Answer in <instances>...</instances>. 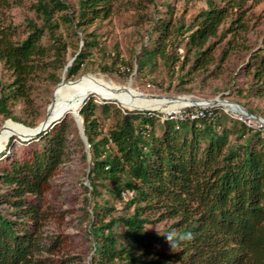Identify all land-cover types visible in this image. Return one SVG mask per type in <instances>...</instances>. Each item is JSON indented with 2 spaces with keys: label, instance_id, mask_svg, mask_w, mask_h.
I'll return each mask as SVG.
<instances>
[{
  "label": "trees",
  "instance_id": "1",
  "mask_svg": "<svg viewBox=\"0 0 264 264\" xmlns=\"http://www.w3.org/2000/svg\"><path fill=\"white\" fill-rule=\"evenodd\" d=\"M117 1L80 0L77 27L108 20ZM218 1L221 5L208 0V9L188 28L186 48L196 55L193 70L210 64L213 46H208L209 41L219 37L221 27L248 0ZM35 9L43 24L29 21V35L21 42L14 40L13 29L0 25V63L14 77L11 83L0 81V116L30 128L35 125L13 116L10 102L30 101V78L37 60L48 51L42 43L46 31L58 43L53 35L57 29L54 16L67 12L65 20L73 23L70 6L63 0H40ZM166 15H160L162 19L153 26L154 36L137 60L139 71L158 57L167 66L173 63L172 68L180 61L169 56L177 30ZM245 16L246 12H241L223 31V37L246 30ZM82 43L86 49L76 55L71 66L61 54V45L54 43L56 60L67 69V80L80 74L87 50L96 46L88 38H82ZM228 55L224 53L223 62ZM249 68L264 84V48L254 53ZM52 77L61 83V78ZM98 110L112 120L106 133L101 130ZM213 114L193 122H162L157 112L98 105L93 98L85 102L80 116L90 159L86 153L82 157L90 162L87 190L94 201L92 214L99 223L93 233L94 264H264V138L242 123L238 136L242 144H231V132L223 126L225 115L219 109ZM75 126L74 119L67 117L39 134L32 146L12 156L0 154V183L8 186L7 192L0 193V207H10L13 214L9 218L0 210V264H59L35 257L42 247L37 235L47 218L44 197L68 156ZM124 193L130 196L126 210L133 209V214L112 218L114 208L106 195L124 202ZM154 211L160 212L156 221L176 219L173 230L191 232L193 239L173 252L163 236L147 229L155 222L149 217ZM108 217L112 219L105 223ZM116 225L122 232L114 230Z\"/></svg>",
  "mask_w": 264,
  "mask_h": 264
},
{
  "label": "rangeland",
  "instance_id": "2",
  "mask_svg": "<svg viewBox=\"0 0 264 264\" xmlns=\"http://www.w3.org/2000/svg\"><path fill=\"white\" fill-rule=\"evenodd\" d=\"M39 1L0 0V25L14 30V40L21 42L27 38L30 32L27 26L29 21L42 26V19L35 9ZM63 1L70 6L69 17L73 23L65 20L67 12H59L54 16L57 29L53 30V35L58 43L46 31L42 43L48 51L44 58L37 60L38 66L30 78V101L27 103L21 99L10 102L13 116L33 123L35 127L32 129L38 128L46 120L57 88L63 82H75L85 76H93L111 87H117L139 98L175 100L185 96L202 99H195L196 101L220 98L239 104L253 116L264 120V84L255 78L253 70H249L254 53L264 48V0H248L242 10L236 9L233 12L231 18L221 27L219 37L211 39L208 43V46H213L210 52L212 61L198 70H193L195 52H188L186 48L188 28L208 9V0H118L113 15L108 20L98 19L82 27H77L80 0ZM215 2L221 5L218 0ZM244 11L246 16L243 23L246 30L239 29L236 35L232 33L223 37V31L230 28L232 21L237 20L239 14ZM164 14H168L166 18L173 21V28L177 30L171 39L173 47L169 56L180 58V61L172 68L173 63L171 67L167 66L164 60L158 57L139 71L137 60L141 58L143 47H147L154 36L152 33L155 22L162 19L160 15ZM82 38L95 41L96 46L87 50L80 74L67 80V69L56 60L54 43L61 45L63 58L72 65L76 55L86 49ZM225 52L229 55L223 62ZM52 75L61 78V83H57ZM13 80L12 73L0 63V81L11 83ZM91 98L98 105L106 102L96 95H91L87 101ZM109 103L122 110L137 111L127 109L117 102ZM218 109L226 117L223 126L231 132V144H242L238 136L243 122L236 119L233 113H226V108L220 106ZM157 113L162 115L161 121H165L163 118H166L168 113ZM97 114L101 130L106 133L112 120L107 119L108 116L102 115L99 110ZM67 117L74 119L77 131L73 129L70 135L68 156L52 178L51 190L43 200L47 218L37 235L42 247L35 257L53 259L59 264H94L92 258L96 242L93 233L99 223L92 214L94 201L90 190H87L90 187V162H86L82 157L84 153L88 156L90 145L84 143L73 115ZM9 122L13 121L0 116V132ZM158 133L160 134L161 130ZM19 137H10L15 138L14 141L11 143L9 139L0 148V154L6 153L9 156L25 146H32L31 141L35 139L23 141ZM7 191L8 186L0 183V193ZM106 197L114 208L112 218L127 213L133 214V209L128 212L126 210V202L130 199L127 193L123 194L124 202L113 200L109 195ZM98 201L103 203L101 198ZM0 210L9 218H13L10 207L4 205ZM159 216L158 211L149 215L155 222L148 225L147 229L162 236L173 230L172 226L177 220L156 221ZM111 217H108L105 223L110 222ZM114 230L122 232L119 225H116ZM53 245H56L55 248ZM48 248H51L53 253L46 252Z\"/></svg>",
  "mask_w": 264,
  "mask_h": 264
},
{
  "label": "bare ground",
  "instance_id": "3",
  "mask_svg": "<svg viewBox=\"0 0 264 264\" xmlns=\"http://www.w3.org/2000/svg\"><path fill=\"white\" fill-rule=\"evenodd\" d=\"M96 95L100 98L116 99L127 109H154L161 112H176L182 108L191 107L194 104L208 105L207 101H196L193 98L181 96L175 100H154L147 97H135L129 95L126 91L117 87H111L104 81L93 76H85L75 82H63L56 90L54 101L50 107V120H54L62 115L77 113L83 104ZM235 111V106H226ZM240 114L246 115L245 112L237 110ZM36 129L9 122L8 125L0 132V148L14 135L29 137L36 134Z\"/></svg>",
  "mask_w": 264,
  "mask_h": 264
},
{
  "label": "water",
  "instance_id": "4",
  "mask_svg": "<svg viewBox=\"0 0 264 264\" xmlns=\"http://www.w3.org/2000/svg\"><path fill=\"white\" fill-rule=\"evenodd\" d=\"M71 65V64H70ZM69 65V66H70ZM170 99V98H169ZM172 99H175V98H172ZM194 99H196V98H194ZM104 101H106L105 103H109V102H117V103H119V101L118 100H116V99H107V98H104L103 99ZM196 100H202V99H196ZM204 101H207V100H204ZM208 103H211V104H208V105H199V104H194V105H192L191 107H212V106H218V107H220V106H222V107H226V106H235V110L237 111V110H239V111H243V112H245L246 113V115L245 116H249V117H253V118H256V119H258V120H261L260 118H258V117H256V116H253L252 114H250L244 107H242L241 105H239V104H235V103H231V102H229V101H227V100H222V99H220V98H217V99H215V100H208L207 101ZM85 104V103H84ZM84 104H83V106H84ZM120 104V103H119ZM83 106H82V108H83ZM82 108L77 112V113H74V114H71V115H73V117L75 118V120H76V122H77V125H78V128H79V130H80V133H81V136H82V139H83V141H84V143L85 144H87L88 143V139H87V137H86V135H85V130H84V128H83V121H82V118H81V116H80V111L82 110ZM135 110H137V111H144V112H161V111H159V110H154V109H148V108H144V109H135ZM70 115V114H69ZM50 113H49V111H48V113H47V117H46V120L38 127V128H36V134L35 135H33V136H29V137H19L21 140H23V141H29V140H31V139H33V138H36L39 134H41V133H46V132H48L49 130H51L56 124H58L60 121H62V120H64L66 117H67V115H62L61 117H58V118H56V119H54V120H50ZM90 157V153H88V158Z\"/></svg>",
  "mask_w": 264,
  "mask_h": 264
},
{
  "label": "built area",
  "instance_id": "5",
  "mask_svg": "<svg viewBox=\"0 0 264 264\" xmlns=\"http://www.w3.org/2000/svg\"><path fill=\"white\" fill-rule=\"evenodd\" d=\"M220 107L218 106H212V107H199L198 109L193 108H182L176 112L168 113L166 118H163L164 120H177L181 122L185 121H197L203 118H206L207 116L212 118L214 116V110L218 109ZM226 113H233L236 117V119L243 122L248 128L253 129L259 133L262 134L264 137V120L261 119L258 121V119L253 117H247L245 115L240 114L238 111L230 110L227 107Z\"/></svg>",
  "mask_w": 264,
  "mask_h": 264
},
{
  "label": "clouds",
  "instance_id": "6",
  "mask_svg": "<svg viewBox=\"0 0 264 264\" xmlns=\"http://www.w3.org/2000/svg\"><path fill=\"white\" fill-rule=\"evenodd\" d=\"M162 236L166 239V242L169 244L173 252H176L177 249L181 248L183 242L193 239V234L191 232L180 233L177 230L168 231Z\"/></svg>",
  "mask_w": 264,
  "mask_h": 264
}]
</instances>
